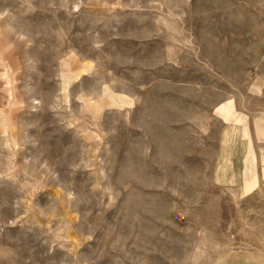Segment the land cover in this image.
<instances>
[{
  "label": "rangeland",
  "instance_id": "374dc122",
  "mask_svg": "<svg viewBox=\"0 0 264 264\" xmlns=\"http://www.w3.org/2000/svg\"><path fill=\"white\" fill-rule=\"evenodd\" d=\"M0 264H264V0H0Z\"/></svg>",
  "mask_w": 264,
  "mask_h": 264
},
{
  "label": "bare ground",
  "instance_id": "6f19581e",
  "mask_svg": "<svg viewBox=\"0 0 264 264\" xmlns=\"http://www.w3.org/2000/svg\"><path fill=\"white\" fill-rule=\"evenodd\" d=\"M226 110V109H225ZM262 132V131H261ZM263 134V133H262ZM248 184L250 187L255 186L256 184V179L254 177H251L250 180L248 181Z\"/></svg>",
  "mask_w": 264,
  "mask_h": 264
}]
</instances>
